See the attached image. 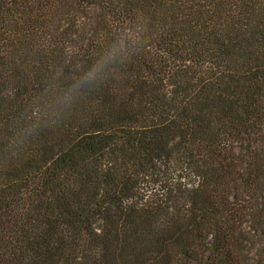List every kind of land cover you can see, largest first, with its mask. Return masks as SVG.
<instances>
[{
    "label": "trees",
    "instance_id": "trees-1",
    "mask_svg": "<svg viewBox=\"0 0 264 264\" xmlns=\"http://www.w3.org/2000/svg\"><path fill=\"white\" fill-rule=\"evenodd\" d=\"M0 264H264V0H0Z\"/></svg>",
    "mask_w": 264,
    "mask_h": 264
},
{
    "label": "clouds",
    "instance_id": "clouds-1",
    "mask_svg": "<svg viewBox=\"0 0 264 264\" xmlns=\"http://www.w3.org/2000/svg\"><path fill=\"white\" fill-rule=\"evenodd\" d=\"M151 23L147 16H140L127 22L118 34L99 50L92 63L73 77L66 87L67 91L58 100L70 106L74 99L79 100L116 75L144 47L150 34ZM63 74L64 69L61 66L56 71V79L62 78ZM27 119L31 120V124L21 129V137L25 139L32 137L41 126L42 112L38 103L28 109Z\"/></svg>",
    "mask_w": 264,
    "mask_h": 264
}]
</instances>
